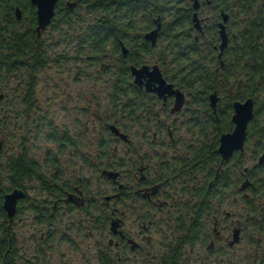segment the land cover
I'll list each match as a JSON object with an SVG mask.
<instances>
[{"label": "trees", "instance_id": "trees-1", "mask_svg": "<svg viewBox=\"0 0 264 264\" xmlns=\"http://www.w3.org/2000/svg\"><path fill=\"white\" fill-rule=\"evenodd\" d=\"M200 1L203 9L211 13L202 34L193 27L190 0H67L65 3L60 0L50 24L37 34L36 8L30 0H0V102H9L8 108L0 109V264H50L47 247L52 241L51 227L55 222L53 203L64 190L65 196L69 191L74 192L75 186L80 192L81 232L88 230L89 235L95 234L102 240L109 225L108 187L98 188L84 171L80 176L68 173L50 148L40 156L37 150L31 149L25 135L19 137L17 143L12 135L16 128L29 130L31 118L34 134H45L36 117L39 110L36 87L56 47L53 48L55 38L58 43L63 38L64 48L74 41L73 47L94 53L100 58L96 60L99 66L108 69L110 93L106 108L113 111L111 121L120 130L131 128L139 121L138 126L156 122L155 99L132 83L129 64H149L151 56L148 55L157 52L155 62L165 77L189 96L186 124L192 136L189 137L191 143L177 142L185 145L187 155L180 161L193 181L206 167L207 177L217 172L220 162L218 137L232 128L230 116L234 101L253 100L254 115L247 128L249 142L264 144V0ZM70 3L73 5L68 8ZM16 8L20 10V19L15 15ZM222 12L228 15L225 24L228 43L219 57L218 23ZM155 20L161 24V30L156 43L151 45L143 35L155 27ZM49 27L55 38L45 37ZM69 34L66 41L68 37L65 36ZM121 44L127 48V55L122 54ZM213 92L219 99L215 115L208 98ZM19 121L23 126L18 125ZM103 133L106 136H101L97 142L96 172L106 181L103 171L118 165L114 159H109L110 155L112 158L111 138H114L110 124L103 126ZM65 141L70 142L64 137L56 144L59 153ZM243 166L246 167L242 169L245 176H255L253 165L245 162ZM236 167L237 164L231 167L234 174L238 172ZM227 170L220 167L218 174H225ZM174 173L182 175L180 171ZM218 189L213 190L211 197L210 210L214 212L216 200L225 199ZM13 190L21 191L23 196L17 200L14 215L9 217L3 202L4 196ZM230 190L228 187L226 192ZM249 190L250 195L256 191L254 185ZM193 191L182 208L187 224L181 229L183 242L168 246L161 264L184 263L187 259L183 258L182 245L191 248L196 243L203 244L206 224L211 222L205 215L207 196L201 183H195ZM245 206V211L254 215L261 209L253 201ZM24 210L31 216L32 229L38 232L31 238L33 247L21 241L22 232L17 229L18 215ZM71 229L80 231L75 226ZM68 240L71 242L70 238L65 239ZM253 241L252 245L257 247V241ZM107 243L99 245L102 248L97 251V264H118L110 257Z\"/></svg>", "mask_w": 264, "mask_h": 264}, {"label": "flooded vegetation", "instance_id": "flooded-vegetation-1", "mask_svg": "<svg viewBox=\"0 0 264 264\" xmlns=\"http://www.w3.org/2000/svg\"><path fill=\"white\" fill-rule=\"evenodd\" d=\"M63 1L65 3L67 0ZM202 6V2L200 1L198 15L202 19L201 24L204 25V30V28L207 27V19L209 15L204 14L205 11ZM192 12L193 10L191 13ZM207 12H209V10H207ZM199 33L202 34L203 31ZM125 55H127V53ZM154 64L156 63L146 65L152 66ZM130 65L132 64H129V70ZM158 67L162 77L165 79V82L172 84L173 88L179 89L183 92L184 102L178 111L172 112L171 109L173 108L175 100L174 95H166V98L163 99V97L157 96L154 92H147L144 86L140 87L133 83V76L131 75L132 83L138 89L149 93V95L155 99L156 104L154 105V113L157 118L156 122H153V126H136L132 127V131L131 128L120 130L111 124L119 131V134L116 135L110 129L114 135V139L116 141L122 140L125 148L122 149L123 156L117 157L115 153L117 149L115 146L112 147V158L110 155L109 159H114L113 162H116L118 166L110 168L109 171L114 173L116 172L117 175L114 179L106 176V181L109 183L111 191L108 196V199H110V214L107 229V244L110 257L120 264L129 257L131 258L135 256L134 254L136 253L142 255L141 252L151 250L153 246V237H151L150 232L155 229L157 230L163 225L159 224L161 218H159L156 225L157 220H155L154 217L156 215L161 216L163 212L166 213L171 210L173 213L170 216H173L176 213L178 215L169 218L165 222L164 226H166L170 231L168 234L170 240L164 245V252L161 254V251L159 253L157 250V252L151 257L138 255L144 264L151 261L149 259H154L155 264H161L162 257L166 255L167 249L172 245L176 246L177 243L182 240L180 238L183 234L181 229L187 227V224H185L186 217H184V210L182 208L186 202L187 196L194 194L193 189L195 187V183H201L205 190V196H207L205 199V202L207 203L205 215L208 216V219H211V222H207L206 230L203 233L204 241L201 245L205 246V252L211 253L216 246L221 245L222 247H225V251L228 250L227 255H224L229 261L228 264L233 261H238L239 264H252V262H254V264H264V233L262 235L259 234L260 232H264V185H262V183H264V144L249 142L247 128L253 117L247 124L245 141L243 143L242 150L234 151L226 161H223L219 155V167L217 168V172L214 176L207 177L206 167L204 169V173L199 175L196 181H193L192 178L188 177L185 173L187 167L182 165L183 163L180 161L184 160L187 154L179 155V157L176 156V149L180 146L181 149H184V146L182 143L177 142V138L176 141H174L175 138H173L172 135L173 129L171 128V125L174 124L173 121H175V117L183 114V112H185L184 117L188 116L190 111L188 109L189 96L185 90L177 87L174 82L167 79L163 74L161 67L159 65ZM218 103L219 99L216 102L214 110L211 108L214 115L216 114L217 106H219ZM232 129L233 123L231 130L222 133L231 132ZM151 130L153 133V139L151 137L152 143L149 142L150 144H146L147 141L141 135L146 132H150ZM177 130L179 129L177 128ZM130 132L138 134V143L133 144L132 146L129 137ZM221 134H219V136ZM157 135H160V142L154 143L155 140H158ZM153 145L158 146V149H161L160 151L162 152V154L156 158H151L152 155L149 152L152 151L148 150H154ZM157 153V150H155L156 155H158ZM245 162L247 165H253V168L256 170L255 176L253 175L252 178L250 175L245 176L244 174L243 170H245L246 167L244 168L243 164ZM235 164H237L236 169L238 170L236 174H234L231 169V167ZM220 167H223L224 170L228 169L227 172L219 175L218 171ZM81 171L82 170H78L75 175L80 176ZM174 171H180L182 172V175L179 176L178 173H174ZM187 172L190 174L191 170H188ZM223 179L226 180L224 181ZM232 182H234V185L231 184ZM253 185L254 189H256V191L253 190L257 193L256 195H254L253 191L252 195H250L251 192L249 189ZM228 187H230L231 190L227 193L226 191ZM214 189H218L219 194L222 195V197L225 196V199L222 202H218L216 200L217 209L215 212L210 210L211 197ZM79 195V189L75 186L74 192L69 191V193L65 196L64 190L63 195L53 203L54 210L61 206H64L68 210H75L78 220L76 222L71 221L72 223L70 222L69 228L76 226V223L80 225L81 210L79 206L81 205V201L79 200ZM252 201L261 208L255 213V215L245 211V203L250 205V202ZM244 212H247V214ZM131 216H135V225H138L132 234L128 229L125 230L126 218ZM115 221L117 222V225L113 230L111 228V224ZM130 226L132 228V225ZM245 228L255 234L254 239L257 241V247L253 246L255 241L252 239L250 243L251 245H249L251 248L248 249L249 254L243 256L240 248ZM158 232L160 231H157L156 233ZM99 245V242L95 243L96 247ZM161 246L162 244L160 243L157 245V247L160 248ZM181 249L182 252H184V258L189 251L191 252L193 250V247L190 248L186 244L182 245ZM174 255L176 258H179V256L175 253Z\"/></svg>", "mask_w": 264, "mask_h": 264}, {"label": "rangeland", "instance_id": "rangeland-1", "mask_svg": "<svg viewBox=\"0 0 264 264\" xmlns=\"http://www.w3.org/2000/svg\"><path fill=\"white\" fill-rule=\"evenodd\" d=\"M204 11V14L210 16L211 13L210 11L207 12V8H204ZM50 32L51 27L45 30V37L50 39L55 38ZM70 36L71 34L65 36L68 37L66 41L69 40ZM62 40L63 38L61 37L59 40L60 43H58L56 38L53 39V48L56 46V49L54 48L53 50L54 52L50 58L49 65H47L43 73L40 74L36 87L39 106V110L36 111L38 112L36 117L39 119L42 129L45 130V134L38 136L34 134V127L32 126L33 120L31 118L28 125L29 130L23 128L20 131V128H16V131H14L12 135L15 138V143H17L19 137L25 135L30 142L31 149L37 150L40 156L44 155V150L46 153V150L50 148L51 152L58 158L59 164L61 162L64 165H61L62 168H66L68 173L73 172L76 174L78 170H82L86 176L90 175L92 179L90 182L97 185L100 189L108 187V192H111L109 183L99 177V174L96 172V168H98L97 155L99 154L98 139L105 135V133H103V126L106 123L110 125L114 124L111 121L113 111L106 108L108 93H110L108 69L99 66L98 59L100 58L94 53L87 49L78 50L76 46L73 47L74 41H72V39H70L72 42L65 48L62 47ZM159 46L157 50H160ZM156 55L157 52H150V55H148L149 57L151 56L149 64H157V62H155ZM111 57L110 54L109 58ZM113 58L116 60L117 57L113 56ZM4 107H9V102L7 100L0 102V109ZM184 114L185 112L175 117V121H173L174 124L171 125L173 129L172 135L173 138H175L174 141H176L177 138L180 142H188L189 145L191 143L189 137L192 138V136L189 134L188 125L186 124L187 120L189 121V119H186L188 116L184 117ZM139 124L140 121L133 126L131 125V131L133 130L132 127H136ZM18 125L23 126L22 121H19ZM125 125H128V123L126 122ZM148 125L153 126V121L149 122ZM177 128L179 130H177ZM152 134L151 130L141 135L147 141L146 144H150L149 142L152 143ZM137 135L138 134H133L132 132L129 133L131 146L138 143ZM64 137L69 139L72 143L65 141L66 145L63 151L59 153L56 144ZM157 138L158 140H155L154 143L160 142V135H157ZM111 139L113 146L117 149L115 151L117 157H122V149L125 148L124 143L122 140L116 141L113 137ZM183 146L185 149V145ZM180 147L177 148L179 150L176 149V156L178 157L179 155L186 154V151ZM153 148L154 150L148 149L152 151L149 152L152 155L151 158H156L162 154L158 146L153 145ZM155 150H157L158 155L155 154ZM85 160H87L86 164L83 163ZM23 212V214L18 215L17 222L19 226L17 229H20L22 232L23 239L21 241L25 240L26 243L32 246L31 238L38 232H34L31 227V216L29 213L26 210ZM53 213L55 214V222L53 223V227H51L52 241L49 243V248L47 247L50 264H97V251L101 249L102 246L96 247L95 243H105L107 241V233L101 240V237L97 238L95 234L89 235L88 230L84 231V233L81 232L80 225L77 223L75 227L80 231L69 228L70 221L73 220L76 222L78 220L74 209L68 210L64 206H61ZM172 213L173 211L170 210L166 213L163 212L161 216L156 215L154 217L155 220H157L156 225L159 218H161L159 224L163 225L157 230L155 229L150 232L151 237H153V246L151 250L141 252L143 257H151L157 250L159 253L161 251V254L164 252V245L170 240V237H168L170 231L164 226L165 222L169 218L178 215L176 213L170 216ZM244 213L247 214V212ZM134 217L135 216L127 217L125 222V230L128 229L131 234L136 229V226H138L135 225ZM130 225H132V228ZM46 229L47 227H45V231ZM93 231L95 232L97 230ZM157 231L160 232L156 233ZM67 238H70L71 242L69 240L68 242L65 241ZM254 238L255 234L245 228L240 248L243 256L249 254L248 249L251 248L249 245H251V240ZM159 243L162 244L161 248L157 247ZM220 246H216L211 253H206L205 246L196 243L195 246H193V250L185 255L187 261L180 264H228L229 261L224 256L227 255L228 250L225 251V247ZM134 255L135 256L122 261L120 264H144L142 259L139 258V256L142 255L137 253ZM149 260L151 261L145 264H155L154 259ZM230 264H239V262L233 261Z\"/></svg>", "mask_w": 264, "mask_h": 264}, {"label": "water", "instance_id": "water-1", "mask_svg": "<svg viewBox=\"0 0 264 264\" xmlns=\"http://www.w3.org/2000/svg\"><path fill=\"white\" fill-rule=\"evenodd\" d=\"M31 3L36 8V31L37 34L40 33L47 25L50 24L53 15L54 8L59 0H30ZM193 8V12L191 15V21L193 27L199 31H203L202 19L198 15V9L200 7L199 0H190ZM73 4L70 3L68 6L71 7ZM15 15L17 19H20V10L19 8L15 9ZM228 20V15L224 12L221 13V21L218 23V34L220 38L219 43V54L220 57L221 52L225 49L228 43V35L226 32L225 24ZM160 30V23H157L155 20V27L150 31L146 32L143 37L146 41L150 42L151 45L156 43L158 33ZM121 52L122 54L127 53V48L121 44ZM130 72L133 76V83L137 86H144L147 92H154L159 97L166 98V95H174V105L171 109L172 112L178 111L184 102V94L179 89L173 88V85L170 83H166L165 79L162 77V74L159 70L158 65L154 64L152 66L149 65H141L139 67L130 65ZM2 94H0V98ZM209 104L211 108L214 110L218 97L216 93L209 94ZM232 114H231V122L233 123V129L231 132L222 133L219 136V144L217 146V152L221 156L222 160L226 161L234 151L242 150L243 143L245 141L246 127L249 121L253 117V100L251 98H247L243 101H234L231 104ZM110 129L116 135L119 134V131L113 126H110ZM122 136V135H121ZM262 160V158H261ZM103 173L107 177L115 178L117 173L112 171H103ZM21 191L13 190L11 193L6 194L4 196L3 208L6 214L9 217H12L15 213L17 200L22 197ZM117 222H112L111 228L114 230L116 228Z\"/></svg>", "mask_w": 264, "mask_h": 264}]
</instances>
